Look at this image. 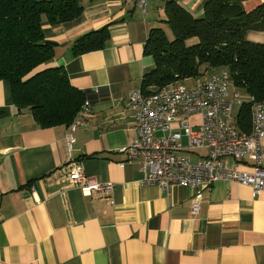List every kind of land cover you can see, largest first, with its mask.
<instances>
[{
  "label": "crops",
  "instance_id": "obj_1",
  "mask_svg": "<svg viewBox=\"0 0 264 264\" xmlns=\"http://www.w3.org/2000/svg\"><path fill=\"white\" fill-rule=\"evenodd\" d=\"M174 1L198 18L206 0ZM136 2L81 0L78 18L43 20L44 38L54 45L51 65L88 96L89 112L78 115L83 125L74 131L37 126L0 81V264H264V191L217 181L202 192L194 216L192 189L143 185L140 159L121 164L116 150L136 137L126 98L154 68L145 44L166 18L164 0H147L144 12ZM105 26L102 49L73 55L75 40ZM245 38L264 45V31ZM73 163L89 180L113 183L112 193L72 187Z\"/></svg>",
  "mask_w": 264,
  "mask_h": 264
},
{
  "label": "trees",
  "instance_id": "obj_2",
  "mask_svg": "<svg viewBox=\"0 0 264 264\" xmlns=\"http://www.w3.org/2000/svg\"><path fill=\"white\" fill-rule=\"evenodd\" d=\"M164 1L163 23L172 38L161 27L150 31L145 53L155 66L143 77L142 92L225 70L249 102L263 101L264 45L245 35L264 31V2L245 11V0H206L196 18L174 0ZM82 12L81 0H0V81L9 84L15 107L27 111L42 129L70 126L88 98L70 84L62 68L51 65L54 45L44 38L43 20L59 25ZM108 38L107 26L86 33L75 40L73 55L100 50ZM236 125L249 130V103L239 108Z\"/></svg>",
  "mask_w": 264,
  "mask_h": 264
},
{
  "label": "built area",
  "instance_id": "obj_3",
  "mask_svg": "<svg viewBox=\"0 0 264 264\" xmlns=\"http://www.w3.org/2000/svg\"><path fill=\"white\" fill-rule=\"evenodd\" d=\"M136 5L144 12L147 0H137ZM249 101L239 95L225 70L148 94L133 90L126 102L135 119L136 137L116 150L125 157L121 164L140 159L143 185L192 189L194 216L202 192L217 181L247 186L258 194L264 191V100ZM247 103L250 128L245 132L237 127L233 108ZM87 112L89 104L84 102L80 113ZM81 125L83 121L75 120L69 129L74 131ZM65 143L71 150L75 143L71 133L65 136ZM68 178L72 187L85 194H110L114 189L113 183L89 180L76 163Z\"/></svg>",
  "mask_w": 264,
  "mask_h": 264
},
{
  "label": "rangeland",
  "instance_id": "obj_4",
  "mask_svg": "<svg viewBox=\"0 0 264 264\" xmlns=\"http://www.w3.org/2000/svg\"><path fill=\"white\" fill-rule=\"evenodd\" d=\"M162 28L165 30L166 36H167L169 39H171V38H172V35H171V32H170L169 27H168L167 25L164 24V25L162 26ZM187 85H188V86H191V82H187ZM238 93H239V95H240L242 98H245V97H246V95H245L243 92L239 91V90H238ZM238 111H239V108H238L237 106H234V108H233V113H235L236 116H237V114H238Z\"/></svg>",
  "mask_w": 264,
  "mask_h": 264
}]
</instances>
